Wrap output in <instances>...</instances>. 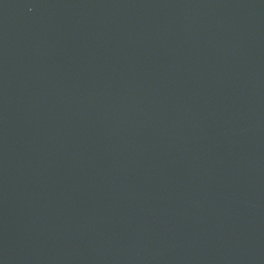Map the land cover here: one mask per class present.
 I'll return each instance as SVG.
<instances>
[{
	"label": "water",
	"instance_id": "obj_1",
	"mask_svg": "<svg viewBox=\"0 0 264 264\" xmlns=\"http://www.w3.org/2000/svg\"><path fill=\"white\" fill-rule=\"evenodd\" d=\"M0 264H264V0H0Z\"/></svg>",
	"mask_w": 264,
	"mask_h": 264
}]
</instances>
